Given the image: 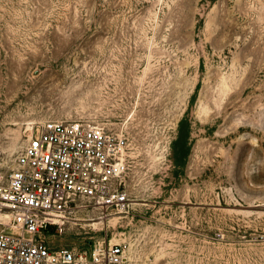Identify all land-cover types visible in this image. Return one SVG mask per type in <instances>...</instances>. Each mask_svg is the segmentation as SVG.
<instances>
[{
    "label": "rangeland",
    "instance_id": "1",
    "mask_svg": "<svg viewBox=\"0 0 264 264\" xmlns=\"http://www.w3.org/2000/svg\"><path fill=\"white\" fill-rule=\"evenodd\" d=\"M46 121L128 140L126 213L57 247L264 264V0H0V183Z\"/></svg>",
    "mask_w": 264,
    "mask_h": 264
},
{
    "label": "built area",
    "instance_id": "2",
    "mask_svg": "<svg viewBox=\"0 0 264 264\" xmlns=\"http://www.w3.org/2000/svg\"><path fill=\"white\" fill-rule=\"evenodd\" d=\"M127 150L123 132L89 122L30 131L0 183V264H126L124 245L55 244L89 213H126Z\"/></svg>",
    "mask_w": 264,
    "mask_h": 264
}]
</instances>
